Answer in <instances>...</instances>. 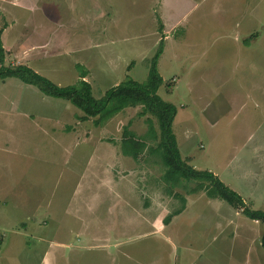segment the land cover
<instances>
[{"label": "rangeland", "instance_id": "obj_1", "mask_svg": "<svg viewBox=\"0 0 264 264\" xmlns=\"http://www.w3.org/2000/svg\"><path fill=\"white\" fill-rule=\"evenodd\" d=\"M149 1L0 0L4 64L60 86L81 65L99 99L147 80L166 23L181 42L160 61L157 94L177 109L182 160L264 211V0H192L180 25ZM17 108L49 120L31 125ZM141 111L96 126L67 101L0 82V264H264L263 224L162 179L158 123ZM125 127L146 144L136 160L121 152Z\"/></svg>", "mask_w": 264, "mask_h": 264}, {"label": "trees", "instance_id": "obj_2", "mask_svg": "<svg viewBox=\"0 0 264 264\" xmlns=\"http://www.w3.org/2000/svg\"><path fill=\"white\" fill-rule=\"evenodd\" d=\"M161 31L162 28L160 27ZM1 33L2 30H0V35ZM163 47L164 37L162 36L156 52L149 61L147 80L144 83L126 78L97 99L93 96L92 87L86 80L88 70L83 66L76 65L79 80L75 84L60 86L26 65L5 66V50L0 40V82L7 78H15L26 85L35 87L46 97L67 101L81 111L80 120L95 119L94 124L96 126H100L127 108L140 106L142 108L140 116L148 113L154 116L158 123L159 138L153 152L160 156L165 169L162 174L163 180L165 179L167 183L172 185H178L181 180L188 184L194 183L195 187L189 191V194L204 191L209 197L219 198L231 206L241 209L246 218L258 221L264 226V211L252 210L246 206L242 197L221 182L212 172L196 170L182 160L172 131V123L177 109L157 94L163 84L157 67ZM145 148V142L137 139L125 127L121 140L122 154L136 160ZM180 212L181 210L176 211L175 215ZM170 219V216L167 217L165 222L169 223ZM260 247L264 251V230L260 239Z\"/></svg>", "mask_w": 264, "mask_h": 264}, {"label": "crops", "instance_id": "obj_3", "mask_svg": "<svg viewBox=\"0 0 264 264\" xmlns=\"http://www.w3.org/2000/svg\"><path fill=\"white\" fill-rule=\"evenodd\" d=\"M191 2H192V0H179L176 3L174 2V0H156L155 2H152L150 0L149 1V4L152 5L153 3L154 4H157L158 3L157 5L160 6L158 13L162 15V19L161 20H163V21L167 20L166 19L167 16H165L166 13L164 11V7H167L168 10H169V12H167V14L170 15L173 20H176L177 21V25H180L182 19H181V17H179V15L181 14V11L183 9L182 5L183 6H186L187 4L189 5ZM187 17H189V15ZM161 28H162V31H164V33H162V31H161V37H162V35L164 36V47H163L162 54L160 55V57L158 59V62H157L158 71L160 69V61L165 56H166V60H170V61H173L174 59L175 60L178 59L177 56H176V54H175V51H171L172 49H170L171 47H169V46L172 44L173 45L172 48L175 50V45L177 43L181 42V41L176 40L175 37H174V35L168 34L169 33V26L166 23L165 24L162 23L161 24ZM2 47H3V45H2ZM160 75H161V72H160ZM162 79H163V77H162ZM127 109H125V111ZM16 111L19 112V113H21V114H24V113L26 115L29 114L28 116H29V119H31V121H30L31 125L34 124V121H33L34 119L33 118L35 116L36 117H42L43 116V117H45L47 119V121L49 120V118L47 117L48 115H45V114L44 115L43 114H37V113L32 112V111L28 112V110H25V112H23L20 108H17ZM54 129H55L54 127L51 128V130H54Z\"/></svg>", "mask_w": 264, "mask_h": 264}]
</instances>
